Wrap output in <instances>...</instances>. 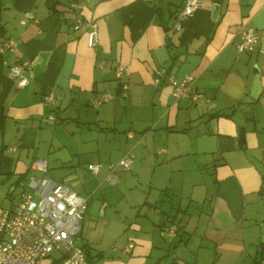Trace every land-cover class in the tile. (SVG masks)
<instances>
[{
	"label": "crops",
	"instance_id": "0c3cea01",
	"mask_svg": "<svg viewBox=\"0 0 264 264\" xmlns=\"http://www.w3.org/2000/svg\"><path fill=\"white\" fill-rule=\"evenodd\" d=\"M184 1L0 0L2 34L19 45L0 51V196L10 201L0 206L14 209L33 176L68 184L88 201L77 242L90 264H216L227 257L225 264H243L261 244L264 0H200L176 30ZM28 12L33 18L23 23ZM79 15L98 22L96 47L86 28H74ZM247 27L258 50L238 53ZM19 60L32 66V81L22 88L9 74ZM118 64L126 67L121 78ZM159 67L177 81L194 76L202 95L176 99L166 78L155 84ZM51 93L55 103L48 105ZM150 133L156 137L148 140ZM156 140L165 155L157 179L163 185L154 184L155 169L148 180L141 173L163 157ZM131 152L127 171L138 170L136 177L118 187L117 173L127 171L109 165ZM39 158L47 173L35 168ZM90 163L100 164L98 174ZM170 223L178 234L168 242L163 230ZM53 255L43 264H58ZM259 259L264 264V246L255 264Z\"/></svg>",
	"mask_w": 264,
	"mask_h": 264
},
{
	"label": "built area",
	"instance_id": "2783aa9c",
	"mask_svg": "<svg viewBox=\"0 0 264 264\" xmlns=\"http://www.w3.org/2000/svg\"><path fill=\"white\" fill-rule=\"evenodd\" d=\"M199 4L200 0L184 1V7L176 14L174 24L176 30L181 29V20L191 16ZM73 7L80 9L82 6L75 4ZM30 18H33V15L26 13L23 23ZM83 27L87 31L88 45L96 47L99 41L98 22L79 15L74 28L80 30ZM18 46L15 39L4 38L0 29L1 52L17 49ZM236 48L238 53H252L258 50V37L253 28H245ZM31 72L32 66L28 60H19L9 66V74L20 88L32 81L29 76ZM116 72L119 78L123 77L126 72L125 65L118 64ZM164 78L173 86V96L176 99L185 97L198 99L202 95L194 87V76L189 75L182 81H177L166 68H157L154 75L155 84L159 85ZM123 89L127 90L128 85L125 84ZM125 93L124 91L123 94ZM112 97L113 94H107L106 99ZM45 103L48 105L55 103V94L47 95ZM100 103L98 101L97 105ZM50 118L56 120L55 115H51ZM133 161L134 154L131 152L118 163H110L109 167L112 171L117 168L127 171L132 168ZM34 165L36 169L47 173V160L39 158ZM100 167L97 163L88 165L94 174L99 173ZM108 180L112 185L117 182L113 173L108 176ZM27 184L29 191L23 195L14 209L0 206V264H43L54 252L60 253L58 264H90L85 248L77 242L88 210L86 197L68 184L56 181L48 175L42 178L33 176ZM163 231L167 241L171 242L178 234V227L170 223ZM133 246L130 244L125 251H130ZM177 264H184V261L179 260Z\"/></svg>",
	"mask_w": 264,
	"mask_h": 264
},
{
	"label": "rangeland",
	"instance_id": "374dc122",
	"mask_svg": "<svg viewBox=\"0 0 264 264\" xmlns=\"http://www.w3.org/2000/svg\"><path fill=\"white\" fill-rule=\"evenodd\" d=\"M153 137H156V135H154L153 133H150L149 134V136L147 137V139L149 140V139H152ZM158 138V137H157ZM143 140V142H142V144L143 145H146L147 143H148V140ZM157 142H158V144H157V146H158V148H160V147H163V143H161V142H159V140H156ZM161 149H163V148H160V150H158V155L157 156H163V157H159L158 158V161L159 162H156L157 161V159L155 158H153V160H151V162H150V166L148 165V167L147 168H142V170H141V173L144 175V179H145V176H146V179L148 180V178L150 177H152V175L154 174V172H152L154 169L156 170V175L154 176V184L155 185H163L162 183H159V182H157V179H158V177L162 174L163 175V159H164V157H165V155H160V154H163V152H161ZM134 161H135V159H134ZM137 162H138V159H137V161H136V163L134 164V167L136 168V166H137ZM142 165V164H141ZM159 166H161V167H159ZM138 171V170H137ZM137 171L134 169L132 172H129V171H127V172H124V173H120V172H118L117 173V176L120 178V183L117 185L118 187H120V184L123 182V181H125V179L126 178H129V177H132V176H135L136 177V173H137ZM123 172V171H122ZM120 176H123V177H120ZM148 177V178H147ZM206 177V176H205ZM124 178V179H123ZM122 179H123V181H122ZM147 180H146V182L144 183V184H142L143 186H145L146 188H148L149 190H151V194H152V196H155V195H157V193L156 192H158L156 189H154V188H151L149 185H148V182H147ZM97 182V181H96ZM109 183V182H108ZM107 183V184H108ZM1 184H2V182H1V180H0V186H1ZM110 184V183H109ZM131 183H128V185H130ZM107 185H105L104 184V187H106ZM109 186V185H108ZM102 191H104V188L103 189H101ZM129 191L128 192H130V189H128ZM129 198V197H128ZM161 201H163V192H162V195H161V199H160V201H159V204H162L161 203ZM16 202H18V198L16 199V200H14V202L13 203H16ZM1 204H3L4 206H8V205H10V201L9 200H7V199H5L3 196H0V205ZM174 204L176 205V206H178L179 205V203L178 202H176V201H174ZM183 206H186V205H183ZM261 226L264 224V221L262 220L261 222ZM78 242H80V241H78ZM264 246V233L262 234V239H261V244L260 243H258L253 249H252V251L250 252V255H247V257H246V259H245V261H243V262H238V263H243V264H255L256 262H254L255 260V258H256V256H258L259 257V253H260V251L262 250V247ZM55 253V252H54ZM57 254H58V257L60 256V253L59 252H57ZM54 256H56V255H52V257H54ZM232 259H235V256H232ZM229 260V258L227 257L226 258V261H228ZM226 261H224V262H216V264H225L226 263ZM259 262L257 263V264H263V263H261L260 262V259L258 260ZM233 264H235V263H233Z\"/></svg>",
	"mask_w": 264,
	"mask_h": 264
},
{
	"label": "water",
	"instance_id": "95a60500",
	"mask_svg": "<svg viewBox=\"0 0 264 264\" xmlns=\"http://www.w3.org/2000/svg\"><path fill=\"white\" fill-rule=\"evenodd\" d=\"M218 7V6H217ZM217 11H215V13H216ZM168 72H170V70L168 69ZM207 175V174H206ZM208 183H209V199H211L212 198V196L215 194V186H214V182H213V180L212 179H208ZM22 186H23V184H22ZM107 257H110L109 255H107Z\"/></svg>",
	"mask_w": 264,
	"mask_h": 264
},
{
	"label": "trees",
	"instance_id": "16d2710c",
	"mask_svg": "<svg viewBox=\"0 0 264 264\" xmlns=\"http://www.w3.org/2000/svg\"><path fill=\"white\" fill-rule=\"evenodd\" d=\"M119 169H121V168H119ZM122 170V169H121ZM84 248H85V246H83ZM86 250V249H85ZM87 253V252H86ZM87 256H88V259H89V255H88V253H87ZM58 263V262H57ZM55 264V263H54Z\"/></svg>",
	"mask_w": 264,
	"mask_h": 264
}]
</instances>
